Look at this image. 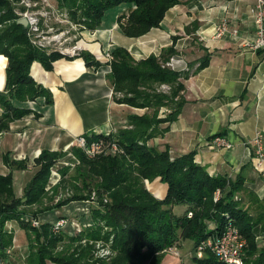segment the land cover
<instances>
[{
  "label": "trees",
  "instance_id": "obj_1",
  "mask_svg": "<svg viewBox=\"0 0 264 264\" xmlns=\"http://www.w3.org/2000/svg\"><path fill=\"white\" fill-rule=\"evenodd\" d=\"M54 1L67 11L72 22L81 26L80 30L101 27L106 12L123 5L126 9L118 17L119 26L125 35L138 37L160 26L171 7L186 0ZM174 53L176 49L170 46L159 55L150 54L136 59L126 47L111 48L113 57L109 79L115 91L124 93V98L117 101L149 110L142 114L129 113L127 126H121L109 135L85 136L88 142L99 139L115 142L119 148L117 152L107 151L106 147L90 157L81 145L74 143L69 152L78 162L72 158L71 163L75 162L72 174L70 166H62L59 171L62 186L73 189L72 195L46 205L48 199L51 200L49 203L54 201L61 188H54L55 193L48 195L47 188L56 164L69 152L44 149L35 159V173L21 197L15 190L13 170L27 168L28 162L10 159L8 155L4 157L9 172H0V259L7 257V249L14 243V229L7 228L8 221L29 212L32 219H37L39 213L74 200L87 199L94 202L91 207L93 222L86 225L89 226L87 236L98 241L108 240L113 234L111 246L117 256L109 262L104 258L90 261L92 246L68 253L65 246L69 247L71 242L82 236H71L69 242L64 243V248L55 252L64 239L63 233L53 232L56 220H46L40 227L21 225L31 248L25 264H50V261L58 264H162L164 252L171 247H179L180 242L186 239L193 243V264H224L209 249L201 258L195 250L203 240L221 233L228 218L233 219L247 239L245 264L260 250L253 227L261 224L264 232V210L255 220L236 198L243 187L241 179L211 175L196 161L195 151L174 157L168 148L162 150L149 144L150 138L158 133V125L176 119L184 103L182 77L187 74L165 65ZM0 54L8 58L6 85L0 91L1 134L14 120L33 112L26 104L28 101L43 98L45 104L54 102L52 91L32 76L31 66L39 61L50 70L54 61L64 55L32 42L28 28L19 22L10 0H0ZM79 56L90 65L99 64L85 50ZM207 63L208 59H204L200 66ZM163 84L170 85L171 89L168 92L158 89ZM163 106H168L169 111L160 116ZM156 178L168 185L163 198L157 197L146 185L148 180ZM35 204L46 207L40 211L27 208ZM175 204H184L187 208L183 213H176L173 210ZM104 227H111L112 232L102 234ZM263 254L264 251L254 258L253 264H264Z\"/></svg>",
  "mask_w": 264,
  "mask_h": 264
},
{
  "label": "crops",
  "instance_id": "obj_2",
  "mask_svg": "<svg viewBox=\"0 0 264 264\" xmlns=\"http://www.w3.org/2000/svg\"><path fill=\"white\" fill-rule=\"evenodd\" d=\"M253 2L186 0L171 7L160 26L138 37L122 32L118 17L126 7L120 5L106 12L101 27L82 31L84 50L99 64L90 65L82 56H62L48 70L35 61L30 72L52 91L54 102L45 104L43 98L28 101L26 104L33 112L14 120L10 128L0 134V172H9L4 160L6 155L28 162L27 168L13 170L17 195H24L35 173V159L44 149L68 152L78 136L91 138L114 132L127 125L129 113L142 114L149 110L120 103L112 96L111 62L106 56L112 47H126L136 59H141L150 54L159 55L164 48L174 46L176 53L168 59L173 58V64L166 66L187 74L182 77L184 103L176 119L158 125V133L150 138L149 144L162 150L168 148L174 157L195 151L196 161L211 175L241 179L243 187L236 198L257 220L264 210V161L259 162L253 148L245 141L258 130L264 134V53L243 42L255 37L256 26L249 13ZM224 19L239 29V36L213 37L216 25ZM204 59H208V63L200 66ZM7 62L8 58L0 54V91L6 85ZM168 111L169 107L163 106L160 116ZM216 135L226 137L234 146L226 148L212 144ZM21 177L24 179L20 180ZM146 185L159 198L167 193L168 185L160 178L148 180ZM82 201L54 208L51 222L66 216L68 205L78 203L74 221L91 224L92 212H79L81 203L86 202ZM186 208L187 205L175 204L173 210L183 213ZM12 225L15 234L14 225H18L21 236L16 235V240L22 244H19L21 248L25 247L22 223L13 220ZM253 231L260 250L248 264H253L254 258L264 251L261 224H255ZM180 244L175 249L182 250ZM162 264H186V259L167 251Z\"/></svg>",
  "mask_w": 264,
  "mask_h": 264
},
{
  "label": "built area",
  "instance_id": "obj_3",
  "mask_svg": "<svg viewBox=\"0 0 264 264\" xmlns=\"http://www.w3.org/2000/svg\"><path fill=\"white\" fill-rule=\"evenodd\" d=\"M17 4L18 5L14 3L16 6L15 13L19 20L22 18L27 19L28 25H26V27L28 28L32 42L48 50L60 51L64 56H79L83 50L80 41L77 42L76 38L70 40L71 37L66 36L67 32H69L67 31L68 29L58 30L51 25L52 23L49 24V19L59 15L71 25H74L69 19L68 13L63 11L54 0H17ZM249 13L256 26L255 37L252 40H244L243 42L246 46L264 53V0H254L253 4L250 6ZM43 23L45 25H43ZM226 34H232L236 37L239 36V29L232 25L231 21L228 19H224L216 25L213 37L220 38ZM172 64L173 58L166 62L165 65L171 66ZM162 87L165 89V87L168 88L169 86L163 84ZM76 142L83 147L90 157L102 152L106 147H108L107 151L117 152L119 150L115 142H104L103 139L88 142L85 136H78ZM211 143L226 148H232L234 146L229 139L221 135L214 136ZM245 144L253 148L259 162L264 161V134L261 130H258L252 138L246 140ZM190 214L192 213L190 212ZM38 221L37 219L33 224L36 225ZM69 221L70 220L66 216L58 218L52 226L53 232H60L69 224ZM246 245L247 239L245 235L234 223L233 219L228 218L221 233L203 240L196 247L195 254L201 258L204 256L206 250L209 249L214 253L217 259L224 264H245L244 252ZM12 248L13 246L7 249V257L5 259L1 258L0 264H13ZM103 249L106 250V248ZM169 250L175 251V248L171 247ZM107 253L108 251L102 253V255H106Z\"/></svg>",
  "mask_w": 264,
  "mask_h": 264
},
{
  "label": "rangeland",
  "instance_id": "obj_4",
  "mask_svg": "<svg viewBox=\"0 0 264 264\" xmlns=\"http://www.w3.org/2000/svg\"><path fill=\"white\" fill-rule=\"evenodd\" d=\"M10 2H11L12 6L14 8L16 7L14 5V3L16 5H18L17 4V0L16 1L10 0ZM63 11L67 12L64 9H63ZM50 23H52L51 25L54 28L58 29V30L68 29L67 31H69V32H67L66 36L67 37L70 36L72 38V39L70 38V40H74V38H76L77 39V42L80 41V43L82 45V48L84 50L85 44L83 43V39L81 38V34H82V31L83 30H80L81 29V26L79 24H76V23L73 22L74 25H71L69 22H67L66 20H64L62 16L60 17L59 15H56V16L52 17L51 19H49V24ZM43 25H45V24L43 23ZM106 56L109 58V60L112 59L113 55L111 54V50H109V52L107 53ZM161 86H159L158 89L160 88V90H163L164 88L161 87ZM168 86L169 87L168 88L165 87V89L163 91L168 92L171 89V86L170 85H168ZM112 96L117 101L118 98H124V93L122 91H115L114 90V87H113ZM130 106H132V105H130ZM136 113H138V112H136ZM122 126L125 127L127 125H122ZM112 132L113 131L108 132V133H104V134L109 135ZM69 157H71V159H69ZM72 158H74L73 161H75L76 163L78 162V161H76L75 157L72 156L70 154V152H69V154L67 155V157L61 159L56 164L57 166L54 169L55 171H54V173H53V175L51 177L50 184H49V186L47 188L48 189L47 191L49 192L48 195H53L55 193L54 188H56V187H58V188L61 187V188H59L58 193L55 196V199H54L53 202L49 203L51 200H49V199L47 200L46 199L47 200L46 201L47 202L46 205H50V204L53 205V204L57 203L59 200H62V199L66 198L69 195H72L74 193V190L73 189H71L69 187L62 186L63 185V183L61 182L62 176H61V173L59 172L60 169L62 168V166H70L71 167L70 174H72V171H73V168H74L73 167V164L71 166V160H72ZM75 162H73V163H75ZM23 179H24L23 177L20 178V180H23ZM24 198H26V197H24ZM74 201H76V200H74ZM80 201L83 202L82 200H80ZM85 203H87V205L83 207L82 204H85ZM77 204L78 203L71 204V205H68V207H67V210H66V214L67 215H66V217L70 221H69V224L66 225L61 230V232L63 233V238L64 239L62 241H60L59 245L55 249V252H60L64 248V246H65L64 243L65 242L68 243L69 242V238L71 236H76V237L82 236L81 239L77 240L76 242H71L69 244V247L65 246L67 248L68 253L69 252H78L80 250H83L82 247L87 248L89 246H92L90 248V261H96L98 258H104L106 261L109 262L110 260H112L113 258H115L117 256L115 250L111 246L112 245V242H113V238H114L113 234H110V237H109L108 240H106V239L105 240L99 239L98 241H92V240H90L89 237L87 236V233H86V231L89 230L88 229L89 226L86 227V225H83V224H81L79 222L74 221V219L77 216V214H75V213L78 212V210H76ZM66 205L67 204H64L63 206H66ZM93 205H94V202L91 199L90 200L87 199L86 202L81 203V206L79 207L80 208V211L79 212H86V211H90L91 212V209H92L91 207ZM44 207H46V206L45 205L42 206V205L35 204V205L29 206L27 208H30V209H32L34 211L35 210H39L40 211ZM55 209H53L51 211H48V212L39 213L38 214L39 217L37 218L39 221L37 223L35 222L36 225H34L33 223L37 219H34V218L32 219L31 218L32 213H30V212L27 215H24V216L20 217L19 219H14V221L15 222L16 221L17 222H21L22 224H28L29 226L40 227L42 223L47 222L46 220H50V221L51 220H54L55 213H52V211L54 212ZM48 210H50V209H48ZM63 217H65V216H63ZM12 221L13 220H10L7 223V228H9V230H13ZM72 221H73V223H72ZM14 228H15L16 234L14 232V241H13L14 243H13V248H12V262H13V264H25V259H26V257L28 256V254L30 253V250H31L30 245H29V240L27 239V237L24 238V244L23 245H25V247L21 248L22 246L20 247V245H22V244H20L16 240V235L19 238L21 236V231H19L18 225H16V226L14 225ZM103 232L104 233H102V234H105L107 232H110L111 233L112 232V228L111 227H104V231ZM181 242H182V244H180V246L183 247L182 250L181 249H179V250L175 249V251L174 250H166L164 252V254L167 251H170L172 253L174 252V255L176 257L181 258V259L183 258L184 261L186 259V264H193L194 262L192 261V258H191L194 255L192 241L186 239V240H182ZM15 243H17V245ZM103 248H106V250L103 249ZM104 250H105V252L108 251V253L106 255H102V253H105ZM176 252H178V253H176ZM50 264H58V263L50 261ZM141 264H148V262H143Z\"/></svg>",
  "mask_w": 264,
  "mask_h": 264
},
{
  "label": "water",
  "instance_id": "obj_5",
  "mask_svg": "<svg viewBox=\"0 0 264 264\" xmlns=\"http://www.w3.org/2000/svg\"><path fill=\"white\" fill-rule=\"evenodd\" d=\"M19 22L22 23V24L25 25V26L28 25V21H27L26 18H22V19H20ZM25 199H26V198H23V200H25Z\"/></svg>",
  "mask_w": 264,
  "mask_h": 264
}]
</instances>
